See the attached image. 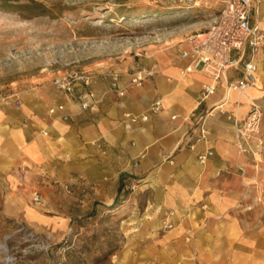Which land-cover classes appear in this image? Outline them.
<instances>
[{"label": "crops", "instance_id": "obj_1", "mask_svg": "<svg viewBox=\"0 0 264 264\" xmlns=\"http://www.w3.org/2000/svg\"><path fill=\"white\" fill-rule=\"evenodd\" d=\"M258 4L252 20L264 28V0ZM186 49L183 40L179 49L115 70L121 87L139 71L153 72L123 96L111 89L112 77L94 79L88 86L98 102L92 110L52 86L30 92L20 104L0 99L3 215L61 240L74 219L110 207L130 218L140 213L134 204L143 200L144 215L165 213L175 225L155 247L167 244L168 236L194 231L204 263L264 264V146L243 142L251 149L243 152L236 135V122L245 118L253 101L264 109V50L254 57L255 87L245 93L227 89V82L242 75L241 64L198 106L197 97L210 79L201 70L183 72L191 62L180 57ZM250 56L247 48L245 59ZM156 100L163 109L152 113ZM58 105L65 111L51 114ZM204 110L213 111L206 120L209 135L196 141V119L190 115ZM125 113H148V120L128 129ZM207 151L213 155L201 164L198 155ZM61 184L71 190L64 191ZM36 193L42 203L33 201ZM250 205L254 208L246 207ZM179 245L184 247L183 241Z\"/></svg>", "mask_w": 264, "mask_h": 264}, {"label": "rangeland", "instance_id": "obj_2", "mask_svg": "<svg viewBox=\"0 0 264 264\" xmlns=\"http://www.w3.org/2000/svg\"><path fill=\"white\" fill-rule=\"evenodd\" d=\"M222 7V0H0V99L20 104L45 87L63 91L53 81L65 73L108 78L147 55L179 49ZM143 203L130 218L115 207L94 210L54 240L5 217L0 200V264H207L194 231L155 247L173 228L165 213L144 215Z\"/></svg>", "mask_w": 264, "mask_h": 264}, {"label": "built area", "instance_id": "obj_3", "mask_svg": "<svg viewBox=\"0 0 264 264\" xmlns=\"http://www.w3.org/2000/svg\"><path fill=\"white\" fill-rule=\"evenodd\" d=\"M262 0H222L223 7L220 13L215 16L209 25L201 31L188 35L186 42L188 49L180 53L182 59H191L183 72H193L194 70L204 71L210 81L203 85L202 91L197 97L198 106L202 105L209 97L214 95L219 85L227 79L231 69H237L242 64V75L226 84L228 90L245 93L257 84V66L254 57L264 50V28L257 22H253V12L257 3ZM247 48L250 50V58L245 59ZM153 74L152 71L142 70L136 73L128 85H119L120 74L111 75V89L119 96H123L129 87L141 86L147 76ZM93 81V76L84 72H69L54 79V85L74 97L77 96L82 109L92 110L97 105L95 93L88 89ZM83 88L78 91V84ZM20 103V102H19ZM163 109L161 100L152 103L149 111L158 113ZM57 110L65 111L64 105L52 107L49 112L56 113ZM212 110H204L196 113L192 112L190 118L196 119L195 131L198 132L196 141L205 140L209 135L206 120L212 114ZM68 114H63L68 118ZM176 117V116H173ZM124 118L126 128H131L132 123L147 121L148 113L134 115L125 113ZM264 109L257 101L251 103V107L241 121L236 122V135L240 143L241 151L250 152L249 147L243 146V142L257 141L264 146ZM189 137L188 140H190ZM195 148V143L191 144V149ZM213 155L212 151H207L198 155V161L204 164L208 157ZM68 188V185H66ZM135 188V185H132ZM260 200V199H259ZM258 200V201H259ZM35 203H42L43 197L36 193L33 196ZM254 208L253 205L248 206ZM168 228H173L170 221H165Z\"/></svg>", "mask_w": 264, "mask_h": 264}, {"label": "trees", "instance_id": "obj_4", "mask_svg": "<svg viewBox=\"0 0 264 264\" xmlns=\"http://www.w3.org/2000/svg\"><path fill=\"white\" fill-rule=\"evenodd\" d=\"M7 1H11V0H7ZM13 1H21V0H13ZM116 202H117V201H115V203H114V204H116Z\"/></svg>", "mask_w": 264, "mask_h": 264}]
</instances>
